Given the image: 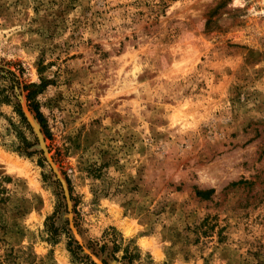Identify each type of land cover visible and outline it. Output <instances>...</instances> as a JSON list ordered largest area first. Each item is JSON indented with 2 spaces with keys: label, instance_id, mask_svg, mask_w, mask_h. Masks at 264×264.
Listing matches in <instances>:
<instances>
[{
  "label": "rangeland",
  "instance_id": "1",
  "mask_svg": "<svg viewBox=\"0 0 264 264\" xmlns=\"http://www.w3.org/2000/svg\"><path fill=\"white\" fill-rule=\"evenodd\" d=\"M0 67L51 132L0 105V264H264V0H0Z\"/></svg>",
  "mask_w": 264,
  "mask_h": 264
},
{
  "label": "trees",
  "instance_id": "2",
  "mask_svg": "<svg viewBox=\"0 0 264 264\" xmlns=\"http://www.w3.org/2000/svg\"><path fill=\"white\" fill-rule=\"evenodd\" d=\"M18 73L21 76L22 69H18ZM47 85V83L44 81L43 78H40V81L38 83L36 82H30V83H22L18 79V76L16 73H14L11 69H5L4 67H0V105H10L12 107L13 112L18 116L19 124H15L12 121H10V125L13 126V133L15 134L16 138L18 139V144L16 146V151L19 153H22L26 156H31L34 152L33 151H27L34 142L36 143L37 138L35 134L33 133V130L30 126V124L27 121V118L24 114L22 105H21V99L23 98V103L26 108V110L32 115L33 119L36 121L40 133L44 136L46 139H51V132L49 130V126L47 124V120L45 119L43 113L40 110V104L36 99V96L42 92L44 87ZM28 130L29 134L32 136L31 139L28 138L25 135V131ZM42 159H38V164L42 165ZM66 183L68 185V188L70 190V183L69 180L66 178ZM213 193V189H196L195 194L199 196L200 198L207 199L209 196ZM50 218H46L45 224V240L50 243H56L57 238L55 237L58 229L53 225V222H49ZM111 230H114L113 228ZM115 232V231H114ZM112 231L114 234H110V239L108 240L111 243V252L108 251V255L106 257L111 256L113 259H116L114 255L112 256V253L114 254L119 250L120 243L122 241V237L120 236V241H117L115 238L116 234ZM65 233L67 231L65 230ZM105 233V232H104ZM105 235V234H104ZM114 236V237H113ZM70 238V236L68 235ZM68 243V251L70 252V255L74 259V261H84L85 264H95L93 261H90L87 256H79L80 251V245H75L71 248V244L76 243L71 238ZM93 248V246H90ZM102 249L104 247H107L105 243H102L100 245ZM102 252V250H101ZM110 257V258H111ZM121 261L123 264H134L135 261L140 260V251L136 245H132L130 243H127L125 246L122 247V255H121ZM103 264H105L104 259L101 260ZM125 262V263H124Z\"/></svg>",
  "mask_w": 264,
  "mask_h": 264
},
{
  "label": "water",
  "instance_id": "3",
  "mask_svg": "<svg viewBox=\"0 0 264 264\" xmlns=\"http://www.w3.org/2000/svg\"><path fill=\"white\" fill-rule=\"evenodd\" d=\"M23 100L21 99V105H22V108H23V111H24V114L27 118V121L28 123L30 124L32 130H33V133L35 134L36 138H37V141L39 139L38 137V134H41L40 131H39V127H37V131H35V126L37 125L36 121L33 119L32 115L26 110L25 106H24V103L22 102ZM38 126V125H37Z\"/></svg>",
  "mask_w": 264,
  "mask_h": 264
}]
</instances>
